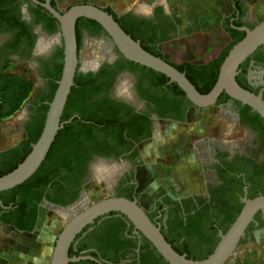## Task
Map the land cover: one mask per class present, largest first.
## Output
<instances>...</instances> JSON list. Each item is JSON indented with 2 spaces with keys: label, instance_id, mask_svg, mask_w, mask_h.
<instances>
[{
  "label": "flooded vegetation",
  "instance_id": "flooded-vegetation-1",
  "mask_svg": "<svg viewBox=\"0 0 264 264\" xmlns=\"http://www.w3.org/2000/svg\"><path fill=\"white\" fill-rule=\"evenodd\" d=\"M228 2L229 10L222 18V22L239 20L243 24L241 26L248 27L252 21L248 19L247 0H228ZM0 3L3 4L8 19L15 22L8 27L0 24V70L7 69L10 63L24 62L42 79V82L38 81L35 85L34 93L25 106L26 113L19 121L21 127L19 139L14 144L0 149L1 162L7 156L9 149L20 144L25 132L34 130L37 114L34 98L45 85L40 72L44 65L52 60L54 52L61 47V35L60 30L50 32L44 25L42 17L45 12L32 0L30 2L0 0ZM153 8L154 6L143 14L134 10L120 12L130 11L137 17L149 18L153 14ZM113 10L116 11L114 8ZM164 12L168 14L165 8ZM80 22L79 26H76L79 41L77 70L95 74L103 66L107 81L101 85L93 103L85 108V112L93 119L103 121L102 125L107 129V135L102 138V135L98 134L92 152L85 158L82 178L76 188V198L73 202L60 206H78L86 193V183L93 177L108 189V195L128 194L138 200V180L134 175V168L142 162L140 145L158 133L166 135L176 125L184 126L189 116L192 113H199L203 107L188 103L184 97L176 94L169 80L163 81L158 86L163 79L157 72L140 66L126 67L124 58L103 28L102 30L98 27V31L93 32L86 27L85 20ZM241 26H235L233 29L244 31L238 28ZM221 27L223 29V26ZM226 35L229 37L228 33ZM89 37L101 41L104 54L90 68L81 69L79 49L83 40ZM45 40H47L46 47H40V41L45 43ZM242 63L244 71L242 76L246 83L256 90V93L261 92L263 96L264 52ZM6 64L7 67H4ZM222 95H226L223 100H216L212 106L205 108L216 109L218 113L226 115L230 127L247 132L249 139L244 144L241 140L236 141L225 134L223 137H218L214 131L209 134L200 133L194 145L192 161L197 164V169L194 171L198 173L197 177L201 181L200 189L177 194L170 191L160 192L148 207L141 205L138 200L152 222L159 226L163 236L187 257L195 258L194 256L205 252L204 248L211 235L218 236L222 226H225L229 220L236 200L241 202L242 197L249 198L248 189L252 183L247 181L246 176H250L253 183L259 179V176H264V133L249 124L253 110L243 111L245 104H238L236 99L227 94ZM51 203L53 202L47 200L45 196L41 197L34 226L30 231L16 230L2 223V211H0V226L19 232L20 236L22 234L28 236L40 220V209H53ZM110 218L120 225L117 250L110 251L108 260L98 258L100 262L168 264L155 252L145 236L119 212L100 216L93 223L88 224L90 226L86 225V229L81 232L75 243H78L89 231H93V234L101 233ZM104 221L106 222L103 223ZM100 224V228H97ZM262 229H264V211H258L254 215V220L248 224L238 245L252 241L254 233ZM118 256L121 258L116 263H112L111 260Z\"/></svg>",
  "mask_w": 264,
  "mask_h": 264
},
{
  "label": "trees",
  "instance_id": "trees-1",
  "mask_svg": "<svg viewBox=\"0 0 264 264\" xmlns=\"http://www.w3.org/2000/svg\"><path fill=\"white\" fill-rule=\"evenodd\" d=\"M51 5L56 7L53 0L51 1ZM37 6L45 12L42 20L49 31H59L58 21L43 7L40 5ZM103 9L112 14L113 18L127 34L133 39L139 40L141 46L145 50L167 60L178 70L184 71L188 80L201 93H206L211 89L217 78L219 65L224 56L230 47L245 34V31H236L233 29L235 26L243 25L239 20L237 22L226 20L222 26L224 32L229 34V37L227 36L229 41L223 48L212 49L211 59L209 61L202 62L195 60L196 47L194 43H190L188 49L178 50L174 55V59L169 60L167 55L162 51L160 44L169 41L176 35V25L171 15L164 12L162 5H155L153 8V14L149 18L137 17L131 14L130 11L116 12L111 6H106ZM81 20H85L84 23L86 27L93 32H97L98 27L102 29L100 24L95 20L79 17L76 20L75 31L76 26H79ZM12 23L15 22L8 19L4 6L0 3V24L8 27ZM255 24L256 23H251L248 27L251 28ZM76 40L78 48L79 41L77 32ZM260 52H264V46H259L245 60L250 57H256ZM62 57L61 46L54 52L52 60H49L41 70L40 73L45 80V85L42 90L37 92L34 98L37 110L34 130H28L25 132L20 144L9 149L7 156L0 162V175L12 170L26 156L31 149V144L35 142L39 136L43 126L45 113L48 108L47 102L51 100L57 85L56 81L60 77ZM123 60L125 62L124 65L128 68L140 66L157 72L163 79L158 83V86L159 84H162L163 81L168 80V77L163 73L125 58ZM242 64L243 63L239 65L236 80L242 87L256 93V90L252 89L242 76L244 72ZM7 65L8 64L4 67H7ZM104 69L105 68L102 66V68L95 74L91 72L82 73L76 70L73 79L74 83L67 96L60 120H66L71 116H73V118L57 131L44 160L35 172L22 183L0 191V211L3 212L1 214L2 223L8 224L16 230L30 231L34 226L38 203L42 196H45L47 200L62 206L73 202L76 198V188L82 178L85 158H87L90 155V152H92L98 134L102 135V138L107 135V129L102 125L103 121L100 122L98 119H93L92 116H89L85 112V108L93 103L101 85L107 82L105 78L106 74L103 73L105 71ZM171 86H173L176 94L184 97L188 103H191L176 83L172 82ZM34 89L35 86L32 78L0 70V121L13 116L23 106ZM222 94L226 93L224 91L221 92L217 98L218 101L223 100L226 96ZM236 102L240 104V101L236 100ZM243 108V111L251 109L246 104L243 105ZM249 120L250 123H247L264 133V120L257 112L252 111ZM246 179L249 183H252L248 189L249 198L258 194H264V176H259V179H257L256 182L254 181V183L252 182V179H250V176H246ZM125 197L131 198L128 194L125 195ZM236 199L238 198L236 197ZM1 204L7 207L3 208ZM241 206L242 202L236 200L235 208L230 214L229 220L226 222L225 226H222V232H224L234 220ZM114 213H116V211H111L109 214L111 215ZM105 222L106 221L103 223ZM107 222V226L104 227L101 233L93 234V231H89L86 233L85 237L80 239L78 243H75V240L81 235V232L86 229V227L83 228L70 244L68 250L69 256L89 254L97 259H110L108 255L110 251L117 250L116 244L118 241L117 237L120 225L118 222L113 221L112 218L108 219ZM101 224L98 225L97 228H100ZM99 230H97V232ZM165 239L178 253L182 254L181 250L175 248L171 241L167 238ZM218 239V236L211 235V238L208 240L206 243L207 245L204 248L205 252L194 256L195 258H192V256L188 258H204L213 250ZM155 252L159 254L157 251ZM120 258L121 256H118L111 261L112 263H116ZM68 264L98 263L89 259H82L75 262H69Z\"/></svg>",
  "mask_w": 264,
  "mask_h": 264
},
{
  "label": "water",
  "instance_id": "water-1",
  "mask_svg": "<svg viewBox=\"0 0 264 264\" xmlns=\"http://www.w3.org/2000/svg\"><path fill=\"white\" fill-rule=\"evenodd\" d=\"M44 7L57 21L61 35L62 69L53 96L48 104L41 132L30 151L10 171L0 175V191L14 187L30 177L44 160L57 131L68 123L73 116L61 121L67 96L73 85V79L78 66V48L75 25L79 17L95 20L110 36L121 55L128 60L163 73L170 82L176 83L184 92L187 99L198 107L212 106L221 92L233 99L248 105L264 120V98L261 92L255 93L242 87L236 80L239 65L249 57L259 46H264V18L249 28L244 29V36L234 43L219 65L215 83L206 93L199 92L188 80L184 71L178 70L167 60L145 50L139 40L133 39L103 7L90 2H79L69 5L65 10L53 7L50 0H32ZM168 13V11L165 9ZM85 193L78 206L62 207L51 203L50 206L58 211L72 212L65 220L54 238L49 264H68L82 259H89L104 264L99 259L89 255L69 256L68 250L75 236L88 224L111 211L119 212L133 224L151 243L153 248L168 264H225L226 260L236 250L248 224L254 220L258 211H264V194L252 198L242 197V206L228 228L218 232V241L213 250L204 258L191 259L185 254L178 253L165 239L156 225L146 214L136 198L107 195L93 202H87ZM2 205V204H1ZM3 208L7 207L2 205Z\"/></svg>",
  "mask_w": 264,
  "mask_h": 264
},
{
  "label": "rangeland",
  "instance_id": "rangeland-1",
  "mask_svg": "<svg viewBox=\"0 0 264 264\" xmlns=\"http://www.w3.org/2000/svg\"><path fill=\"white\" fill-rule=\"evenodd\" d=\"M79 2H90L101 7L111 6L118 12L134 10L142 14L147 13L155 5H162L177 27L175 37L160 44L169 60L174 59L178 50L188 49L190 43H194L195 60L207 62L212 49L223 48L229 41L221 27L224 23L222 18L229 10L228 0H55L60 10H65L69 5ZM246 3L248 19L252 23L264 18V0H247ZM47 40L45 43L40 41V47L45 48ZM103 54L104 46L99 39L94 37L84 39L79 49L80 68H90ZM4 72L32 78L34 86L38 81L42 82L33 68L24 62L10 63ZM33 93L34 90L13 116L0 121V149L14 144L19 139L21 134L19 121L26 113V103ZM211 131H214L218 137H223L225 134L236 141L241 140L244 144L250 137H247V132L230 127L226 115L218 113L216 109L203 108L199 113H192L184 126L176 125L166 135L158 133L140 145L142 162L134 168V175L138 180V200L141 205L150 206L156 195L162 191L177 194L200 189L201 181L197 177L198 173L194 171L197 169V164L192 162L193 149L200 133L209 134ZM173 180L187 185L183 183L178 189V185H174ZM85 188L88 203L109 193L108 189L94 177L86 183ZM53 210L41 208V217L35 229L22 239V249L28 258L29 256L33 258V260L29 258L28 263L37 262L36 258L41 256L38 231L41 224L44 222L46 224L50 215L56 219L57 223L53 226V228L56 227L54 229V237H56L65 220L72 214L70 211H58L56 214ZM20 239L21 236L18 237L14 230L0 226V248L18 242ZM225 264H264V229L256 231L252 241L238 245Z\"/></svg>",
  "mask_w": 264,
  "mask_h": 264
},
{
  "label": "crops",
  "instance_id": "crops-1",
  "mask_svg": "<svg viewBox=\"0 0 264 264\" xmlns=\"http://www.w3.org/2000/svg\"><path fill=\"white\" fill-rule=\"evenodd\" d=\"M210 59H211V52H210ZM203 62V61H202ZM174 185H178V189L181 188L182 184L184 182H177L173 180ZM185 184V183H184ZM187 185V184H185ZM170 186V184H169ZM177 187H175L177 189ZM183 189V188H182ZM165 192V191H162ZM53 210V209H52ZM53 211L58 213L57 209H54ZM60 212V211H59ZM51 215L47 218V222L41 224L39 231V237H40V248H41V256L36 258L37 262L34 261L32 264H49L50 260V254L54 242V229L53 226H55V221ZM5 229H8L7 227H4ZM33 232V231H31ZM30 234V233H29ZM18 237L20 236L19 232L17 233ZM25 236L22 234L21 239L18 240V242L8 244L7 246L1 247L0 248V264H31L28 263V261L33 260L32 257L26 255L24 250L21 247L22 239ZM20 245H19V244Z\"/></svg>",
  "mask_w": 264,
  "mask_h": 264
}]
</instances>
